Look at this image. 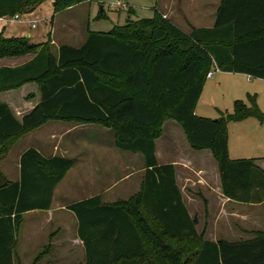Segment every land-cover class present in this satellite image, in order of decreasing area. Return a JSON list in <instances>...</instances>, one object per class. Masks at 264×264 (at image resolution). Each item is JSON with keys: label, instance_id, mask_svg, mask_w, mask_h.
Returning a JSON list of instances; mask_svg holds the SVG:
<instances>
[{"label": "trees", "instance_id": "1", "mask_svg": "<svg viewBox=\"0 0 264 264\" xmlns=\"http://www.w3.org/2000/svg\"><path fill=\"white\" fill-rule=\"evenodd\" d=\"M45 1L0 0V18L31 13ZM85 2L54 0L55 13ZM28 56L21 66L0 68V94L27 84L41 94L22 121L0 103V264H15L25 215L51 210L56 188L74 166L30 149L21 157L20 181L2 172L12 148L49 122L110 129L119 151L144 157L142 189L133 198L105 203L96 196L68 207L78 220L84 264H264L263 231L238 242L206 240L184 204L176 168L159 165L156 157L164 123L176 121L194 151L212 152L226 198L264 203V170L255 160L229 156V123L255 118L264 125L257 97L249 96L251 106L236 101L234 113L217 120L195 114L214 64L264 80V0H223L215 27L189 35L159 13L130 18L108 33L89 32L82 47L63 45L57 54L51 39L33 45L0 34V60Z\"/></svg>", "mask_w": 264, "mask_h": 264}, {"label": "crops", "instance_id": "2", "mask_svg": "<svg viewBox=\"0 0 264 264\" xmlns=\"http://www.w3.org/2000/svg\"><path fill=\"white\" fill-rule=\"evenodd\" d=\"M127 1V0H126ZM215 0H149L152 4L146 9H152L153 15L155 13L161 14L164 18L169 20L173 25H175L178 29H180L185 34L189 35L194 30L201 29H213L216 24L217 12L222 4L223 0H216L218 5H215L217 10L215 11V15L208 20L209 25L204 26L202 24H197V21H205L207 16H205L204 11L206 7L210 4H214ZM122 4V8L128 14V19L132 18L133 20H140L139 18H135L136 16V6H130L129 3H123V1H118ZM202 3H206L205 6H202ZM80 5L75 6L69 10L64 12L55 13L54 8V0H48L38 6L34 11L28 14L21 15L19 19H10V18H0V34L5 38H27L30 43L33 45H42L48 42L49 39L52 41V50L55 54L58 53V50L63 45H68L74 48H80L84 45L87 40L88 33L91 32L87 28L86 33L83 29V23L80 22V16L78 12H75ZM218 6V7H217ZM103 10L104 7H103ZM129 10L132 15H129ZM215 9L213 8V11ZM122 11V10H121ZM101 11L98 13L96 19H108V16L105 15L103 17L100 16ZM68 14L67 17H63V15ZM111 31V30H110ZM100 33H108V32H100ZM33 58V56H28L24 59V61L19 63L10 64L3 67H18L27 63ZM216 64H214L215 66ZM0 66V68L2 67ZM213 66L212 70L215 69ZM222 76L219 81H216L215 86L217 87V92L221 93L224 88L230 86H237V82L239 80H244L248 85L257 82L264 81L262 79H254L245 74H236L221 71ZM215 77V73L213 77L207 78V80H213ZM227 82L226 86L222 85V82ZM208 82V81H207ZM207 82L205 84L204 90L202 92L201 98L205 92V88L207 86ZM27 84L23 86L21 89L10 91L9 93L0 94V98L6 95V98L12 97L13 92L16 91H25ZM36 85V84H34ZM37 86V85H36ZM240 89V92H245L247 94V101L245 102L248 106H251L250 101L248 100L249 96H256L257 94H253L255 92L254 88L246 87L244 90ZM8 93V94H7ZM30 95V96H29ZM28 98H32L31 100ZM21 99H24L23 103L18 106L15 105V102L12 101H2L0 103L6 104L10 107L14 115L19 121H22L23 118L30 113L41 101V94L39 92L37 86V92L34 90L30 94L26 95L24 92V96H21ZM28 100V101H25ZM30 100V101H29ZM199 100V102H200ZM198 105L196 107L195 114L198 117H203L197 111ZM235 103V102H234ZM209 119V118H206ZM51 123V124H50ZM234 123V124H233ZM233 124V125H231ZM49 125V128L38 136H34L35 133L44 129ZM235 125V126H234ZM100 126L97 125H78L73 123L66 122H49L42 126L41 128L29 133L25 137H23L10 151L13 153V149L21 145L23 141H27V145H22L16 152L14 156V162L9 164L7 175L11 172L10 169H15L13 176L9 179L5 173L4 175L11 182L20 181L21 177V157L23 154L30 150L35 149L45 158L51 159L54 157H61L68 160H74L69 158L75 150L73 147V143L69 142L67 138L72 135H76L77 133H82L85 130H88L90 133L92 132H100L105 135L106 132L100 130ZM103 128V127H101ZM106 129V128H105ZM236 131L240 132V136L236 133ZM232 132L238 135L236 140V144L232 146ZM228 133H229V156L232 160H242L243 158H254L257 165L264 170V125H262L255 118H248L242 122H231L228 125ZM251 133V134H250ZM115 143V137H114ZM245 144H250L251 147H246ZM241 145V148H239ZM90 143H88L87 151L82 155L83 163L81 167L85 170L84 175L90 177L88 183H86V195H84V199H90L96 196H101L105 203H115L118 201H127L132 196L138 194L143 185V179L145 174V162L143 167V177L142 179L138 177V171L134 169L131 163H126L127 158L122 154L116 156L117 162H115V168L112 169L111 178L109 183L112 185L110 187L100 186L99 182L101 177L107 176L108 168L107 157L103 156L102 148L95 150H91ZM79 150V149H78ZM250 152L252 157H237L241 152ZM8 154L7 158L9 157ZM126 153V152H124ZM232 153L235 156H232ZM135 155V153H132ZM128 157V156H127ZM156 157L159 165H173L176 168V176L177 183L180 188V192L183 197L184 204L190 214V216L194 219L198 220L200 223V213H204V217L212 219L213 224H219L220 222L231 224L232 226L239 225L243 228L234 229L235 231L229 233L230 235H236V231H240V233H244L248 235L249 229L244 227L243 225L252 221L253 216H251L250 210L254 209L257 213L261 211L264 207V203L261 204H245L238 203L232 201L225 197L222 190L221 178L219 174L218 164L214 159L212 152L210 150L203 151H194L187 140V137L184 133L183 128L176 121L169 120L166 121L163 125V134L162 136L156 140ZM6 158V159H7ZM94 161V162H93ZM74 162V161H73ZM2 165V164H1ZM2 167V166H1ZM75 163L72 170L68 173L65 179L58 185L55 190L52 208L49 211H42L47 213L50 218L44 217L45 223H52L54 221V215L56 211H60L63 209L68 210V207L72 204H75L80 201H76L75 203H70L67 205H63L62 201L58 202V205L55 208L56 202L63 197H67V194H64L61 191V188L64 187L65 181L68 179L69 175L75 169ZM109 167V166H108ZM119 169H124L123 172L127 174L117 178V172ZM142 170V169H141ZM132 171V173H131ZM9 172V173H8ZM12 175V174H11ZM137 176V179L135 177ZM98 178V179H97ZM136 180V181H135ZM137 187V188H135ZM137 190H135V189ZM60 194L61 198H58V194ZM136 192V193H135ZM135 193L134 195H132ZM128 196V199H118ZM131 196V197H130ZM108 198V201H106ZM257 207V208H254ZM260 207V208H259ZM245 209V212L241 210ZM54 211V212H53ZM248 211V212H247ZM36 212V211H35ZM39 212V211H37ZM53 212V213H52ZM31 213V212H30ZM209 213V216H207ZM255 213V217H253L254 221L253 226L260 224V215ZM29 214V213H28ZM74 214V213H73ZM261 214V213H260ZM27 215V214H26ZM25 215V216H26ZM43 219V218H42ZM226 221V222H225ZM259 227V226H258ZM197 230L200 234L204 235V238L209 241L218 242L220 240H226V234H218L216 232H212L210 237H208V233L200 232L199 225ZM222 230V229H221ZM225 231V230H222ZM254 231H263L262 229L254 230ZM69 233V231H68ZM226 233V232H225ZM228 233V232H227ZM71 234V233H69ZM74 236V237H72ZM72 236H68L65 239H60L58 242L61 243L60 249L65 256L72 257L76 255V253L80 254L82 249H85L82 241L78 237V226L77 230H74ZM252 237L248 238L251 239ZM245 239V240H248ZM63 241V242H62ZM230 242V241H229ZM233 242V241H232ZM238 242V241H234ZM54 248V247H53ZM18 251V249H17ZM79 251V252H78ZM18 257V252H17ZM86 258V256H85ZM20 259V258H19ZM18 259V261H19ZM85 263V262H84ZM83 263V264H84Z\"/></svg>", "mask_w": 264, "mask_h": 264}, {"label": "rangeland", "instance_id": "3", "mask_svg": "<svg viewBox=\"0 0 264 264\" xmlns=\"http://www.w3.org/2000/svg\"><path fill=\"white\" fill-rule=\"evenodd\" d=\"M118 1L119 0H93L92 2H88V0H86L85 3L80 4L79 8L75 12L79 13L80 22L83 23L82 25L85 33L87 28L91 32H109L115 26L125 25L127 22L128 14L122 8V4H120V2ZM120 1H123V3H129L130 6H136L135 18H139V19L150 18L151 15H153L154 13L152 9H146V7H149L152 4L151 2H149V0H127V1L120 0ZM205 5L206 3H202V6ZM215 5H218L216 0L214 1V4H210L206 7L204 14L205 16H207V19L205 21H197L195 23L208 26L209 25L208 20L215 15V11L217 10V8H215L216 7ZM101 7H104L105 9L104 12L105 15L108 16V19H102V18L96 19L98 13L101 11ZM213 8L215 9L214 11ZM129 15H132L130 10H129ZM67 16L68 14L63 15V17H67ZM22 58H26V57L1 59L0 66L2 65L7 66L10 64L12 65L14 63L22 62L24 61V59ZM220 72L221 71L215 72V77L213 80H209V79L207 80L208 82L205 88V92L203 94L202 99L199 102V106L197 109L200 115H203V117L209 118L211 120H217L223 114L234 113V104H235L234 102L247 101V94H245V92H240V89L244 90L246 87L254 88L255 92L253 94H257L258 107L261 110V112L264 113V81H257L248 85L244 80L241 79L237 82V86L233 85L224 88L222 92L219 93L217 92V87L215 86V84L216 81H219L220 77L222 76V73ZM226 84L227 82L224 81L222 82L223 86H226ZM34 90L37 92L36 85L34 84L28 85L25 91L13 92L11 94L13 95L12 97L6 98L5 95L1 97L0 100L1 102L7 100L12 101L15 102V105L20 106L24 102L23 101L24 99H21V96L22 95L24 96V92L26 95H28ZM28 99L31 100L32 98H28ZM48 128L49 125H47L46 127H44V129H41L40 131L35 133L34 136L43 134V132H45ZM99 128L100 130H103V132H106L105 135L100 132L90 133L88 130H85L82 133H77L76 135H72L71 137L67 138L69 142L73 143V147H75L74 149H77L70 156H68L69 158L74 159L72 161H74L76 167L74 171L69 175L68 179L65 181L66 185H64V187L61 188V191L64 194H67V197H63L62 200L59 199L55 204V208L58 205L59 201H62V203H64L63 205H67L84 199V195H86L85 186H87L86 183H88L90 177L87 178V176L84 175L85 170H83V167H81V165L84 161L82 160V155L88 153L87 151H89L87 150L88 143H90L91 150L94 151V154L97 153V152L95 153V150L102 148V151L100 152H103V156L107 157V161L105 163L107 164L108 175L99 178L100 186L110 187L112 185L111 183H109V181L112 178L111 175H113L111 173L114 172L112 169L115 168L114 167L116 164L115 162H117L116 156L119 154L126 156L125 157V159L127 158L126 163L127 162L131 163L136 171L138 170L140 171V172L138 171L139 175L137 176L142 179L144 157L141 154L134 155L132 153H124L119 151L114 143V137H115L114 132L110 129H105L101 127ZM236 133L240 136L239 131H236ZM236 133L232 132V138H231L232 146L236 144V140L238 138V135ZM20 144L21 145H18V147H15L16 149H13L12 151L13 153H10L9 157L5 159L1 165L2 171L9 179L13 176V173L15 172V169L13 170L11 168L10 169L11 172L10 173L8 172L9 174L7 175V171H8L7 169L9 167V164L14 162V156L16 152L18 151L20 146L27 145V141H23ZM244 145L248 148L251 147V143L250 144L244 143ZM239 148H241V145ZM250 155H251L250 152L244 151L238 154L237 157H252ZM232 156L234 157L235 154L232 153ZM253 159L254 158H243L242 160H253ZM123 170L124 169L118 170L116 179L117 178L120 179L121 177L127 174L126 172H123ZM137 176L135 177V179H137ZM62 192L58 194L57 196L58 198H61L60 194L62 195ZM135 193H133L132 195H134ZM134 196L132 197L130 196V197L133 198ZM118 199H128V196H125L123 198L121 197ZM106 201H108V198H106ZM241 211L245 212V209ZM248 213H250L251 216L255 217L254 215L257 212L256 210L251 209L250 212ZM257 214H259L261 218V220L259 221L260 222L259 225L253 226V222H252L254 221L253 217H251L252 218L251 222H248L247 224L243 225L244 227L249 229L250 233L248 235L242 232L240 233V231H236V235L234 234L230 235L229 233L235 231L234 229H237L239 227L243 228V227L239 225L232 226L231 224H228V222L226 221H225L226 223L220 222L217 225L213 224L212 219H209V217L205 218L204 213L202 212L200 213L199 230L201 233L204 232L205 235L206 233H208V237H210L212 232H216L218 234L220 233L226 234L225 237L230 242L245 240L252 237L251 234L252 232H254V230L262 229L264 232V207ZM45 216L47 218H50L48 217L49 215L47 213H44L42 211L31 212L25 216V221L19 233V245L17 251L18 257L15 260V264H83L85 262L83 249L80 254L76 253V255L72 257H68L63 254V252L60 249L61 243L58 242L60 239H65L69 235L72 236L74 230H77L78 220L75 217V215L71 211L66 209L56 211L54 215V221L52 223H45L43 221ZM207 216H209V213H207ZM221 229L225 231H222ZM68 231L71 234H69ZM48 246H50V249L47 250Z\"/></svg>", "mask_w": 264, "mask_h": 264}, {"label": "built area", "instance_id": "4", "mask_svg": "<svg viewBox=\"0 0 264 264\" xmlns=\"http://www.w3.org/2000/svg\"><path fill=\"white\" fill-rule=\"evenodd\" d=\"M92 1L93 0H88V2H92ZM19 18H20V16H16L14 19H19ZM214 68H215V71L213 69L211 72H209L208 75H207V78L213 77L215 72H219L220 71V69L216 65L214 66Z\"/></svg>", "mask_w": 264, "mask_h": 264}, {"label": "water", "instance_id": "5", "mask_svg": "<svg viewBox=\"0 0 264 264\" xmlns=\"http://www.w3.org/2000/svg\"><path fill=\"white\" fill-rule=\"evenodd\" d=\"M101 11H103V7H101Z\"/></svg>", "mask_w": 264, "mask_h": 264}]
</instances>
